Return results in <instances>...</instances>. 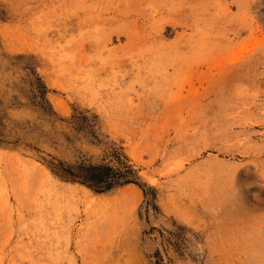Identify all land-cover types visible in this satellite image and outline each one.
<instances>
[{
    "label": "rangeland",
    "instance_id": "rangeland-1",
    "mask_svg": "<svg viewBox=\"0 0 264 264\" xmlns=\"http://www.w3.org/2000/svg\"><path fill=\"white\" fill-rule=\"evenodd\" d=\"M0 116V264H264V0H0ZM113 147L157 209L51 171Z\"/></svg>",
    "mask_w": 264,
    "mask_h": 264
},
{
    "label": "trees",
    "instance_id": "trees-1",
    "mask_svg": "<svg viewBox=\"0 0 264 264\" xmlns=\"http://www.w3.org/2000/svg\"><path fill=\"white\" fill-rule=\"evenodd\" d=\"M31 83L35 85L31 96L35 107L44 114L55 115L52 105L46 98V86L41 77L35 74V79ZM96 119L97 115L95 114L88 116L84 111H78L73 113L69 120L76 133L84 135L91 142L99 143L101 140H99L95 131ZM5 128L6 124L3 117L0 116V143L12 142L15 144L20 141V138L7 140ZM53 159L55 158L53 157ZM49 165L51 171L61 179L78 182L95 192H107L128 183H135L142 189L145 198L150 195V202L154 209H157V205L154 203L156 189L139 182L137 171L132 164L128 163L126 155L116 147H113L109 152V161L102 159L99 162H91L80 159L68 163L56 159L55 161L50 160ZM152 229L150 228V230ZM158 253L157 250L154 255L156 256ZM157 259L161 258L158 257ZM152 264H157V261L152 262Z\"/></svg>",
    "mask_w": 264,
    "mask_h": 264
},
{
    "label": "bare ground",
    "instance_id": "bare-ground-1",
    "mask_svg": "<svg viewBox=\"0 0 264 264\" xmlns=\"http://www.w3.org/2000/svg\"><path fill=\"white\" fill-rule=\"evenodd\" d=\"M63 9V8H62ZM167 21V20H166ZM191 28V27H190ZM83 54V53H82ZM134 190L137 191L138 189L136 187H134ZM131 196L130 190L128 188H124L123 190H121L119 192V194L113 198H110L112 201H126L127 199H129ZM104 200L106 199V197H102ZM101 197H95V198H91L89 195H85L83 197L84 201H91L92 203H96L98 201H101L102 199ZM107 200V199H106ZM110 201V200H109ZM102 202V201H101Z\"/></svg>",
    "mask_w": 264,
    "mask_h": 264
}]
</instances>
